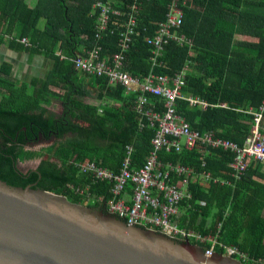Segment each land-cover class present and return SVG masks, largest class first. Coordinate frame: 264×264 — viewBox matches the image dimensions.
I'll list each match as a JSON object with an SVG mask.
<instances>
[{
    "label": "trees",
    "instance_id": "16d2710c",
    "mask_svg": "<svg viewBox=\"0 0 264 264\" xmlns=\"http://www.w3.org/2000/svg\"><path fill=\"white\" fill-rule=\"evenodd\" d=\"M32 1L0 0V44L8 41L13 50L40 54L52 61L47 77L32 83L13 81L9 63L0 65V137L4 140L0 141V180L9 186L25 188L35 182L33 188L64 196L71 203L98 208V204L86 203L67 187L83 189L90 185L88 177L73 164L94 162L117 173L127 146L133 147L132 164L136 168L144 164L152 150L155 128L146 118L140 128L142 118L134 109L137 94H125L119 85L109 86L107 78L78 73L67 60L84 56L97 45L103 47L102 57L120 50L118 40L124 31L120 27L125 18L110 15L109 29L98 34L102 6L122 15L129 13L133 5L138 8L136 36L125 52L128 74L142 80L151 72L167 76L182 73L183 95L227 105L203 111L177 100L175 112L193 129L214 132L242 144L253 121L246 111L264 106V0H183L179 5V35L191 45L170 43L159 59L161 65L153 70L145 40L154 37L158 25L165 20L170 0H36L34 7ZM117 28L118 32L112 34ZM24 38L27 44L21 42ZM242 39H251L254 44L243 43ZM80 75L88 79L86 84L85 79H78ZM89 89L102 101L98 107L84 103ZM148 98L150 103L159 101L154 96ZM52 99L61 100L63 111L58 117L46 119L47 110L42 105ZM25 127L31 136L42 132L46 139L53 136L59 141L41 152H26L8 138ZM69 134L72 136L66 138ZM25 142L20 140L21 145ZM204 151L199 147L180 153L162 151L159 161L229 180L233 154ZM36 159L43 160L36 174L24 175L15 167L17 161ZM263 167L251 162L235 190L213 183L192 184L191 209L180 207L179 228L215 236L251 260H264V187L253 180L255 176L264 179V173H260ZM109 189V184L99 183L91 186L90 192L107 200ZM199 202L202 204L197 205ZM190 243L202 249L208 247Z\"/></svg>",
    "mask_w": 264,
    "mask_h": 264
},
{
    "label": "built area",
    "instance_id": "2783aa9c",
    "mask_svg": "<svg viewBox=\"0 0 264 264\" xmlns=\"http://www.w3.org/2000/svg\"><path fill=\"white\" fill-rule=\"evenodd\" d=\"M170 2L165 20L158 25L154 37L145 40L150 49L149 59L152 70L161 65L159 59L170 43L178 46L191 45L189 40L179 35L182 24V12L179 5H182L183 0H170ZM101 6V4L97 5V7ZM101 8L102 13L97 19L98 34L109 29L112 20L110 15L125 18L120 27L124 29L123 33L120 32L118 40L120 50L112 56L102 57L103 47L97 45L87 50L84 56L76 55L67 60L72 62L74 70L78 73L87 77L107 78L109 86L119 85L124 89L125 94H137L134 109L142 118L140 128H143L145 118L150 127L155 128V134L151 140L152 150L144 164L136 168L132 164L133 147L127 146L117 173L99 167L95 163L73 164L80 174L88 177L90 185L83 189L67 187L82 199L98 204L107 213L115 214L128 221V224H136L164 233L177 241L198 242L208 246L204 249L207 251L205 257L208 259L214 255H223L242 264H264V260H251L236 248L219 242L215 236H203L194 231H187L179 228L177 224V219L181 215L180 207L186 205L191 209L193 197L190 186L192 184L213 183L234 189L236 183L245 176L251 162L264 166V126L262 125L264 106L259 107L257 111L253 108L246 111L253 116V121L249 134L242 144L218 137L214 132L202 133L193 129L189 122L175 112L177 100L189 102L190 106L203 111L211 108H227V105H215L199 97L183 95L181 93L182 73L167 76L151 72L142 80L128 74L125 71V52L136 36L138 8L133 5L126 15L114 11L109 6ZM116 32L118 28L111 31L112 34ZM21 42L27 44V39L24 38ZM148 96L158 98V103H150ZM196 147L205 151L223 150L232 153L229 175L231 180L214 178L206 171L198 173L189 167L159 161V154L162 151L180 153L184 149L192 150ZM202 168H206V163ZM99 183L110 185V197L107 200L102 195L96 196L90 192V187ZM201 204V202L197 203V205ZM217 249H220L221 253H217Z\"/></svg>",
    "mask_w": 264,
    "mask_h": 264
},
{
    "label": "water",
    "instance_id": "95a60500",
    "mask_svg": "<svg viewBox=\"0 0 264 264\" xmlns=\"http://www.w3.org/2000/svg\"><path fill=\"white\" fill-rule=\"evenodd\" d=\"M127 222L0 180V264H242Z\"/></svg>",
    "mask_w": 264,
    "mask_h": 264
},
{
    "label": "crops",
    "instance_id": "0c3cea01",
    "mask_svg": "<svg viewBox=\"0 0 264 264\" xmlns=\"http://www.w3.org/2000/svg\"><path fill=\"white\" fill-rule=\"evenodd\" d=\"M35 4H36V0H33L32 6L34 7ZM242 41H244L243 43L254 44L253 40H251V39H242ZM4 62L9 63V65L11 66V79H13V81L19 82V83H32L33 80H35V79H44L47 77L49 72L52 70V61L47 59L45 56H42L40 54H31L28 52L13 50L9 47L8 41H5V42H3V44H0V65L3 64ZM42 66H43V69H44V67H46V72L43 75H41ZM22 69L26 70L27 72L32 73L31 75H28V77H29V79L27 78L28 80L22 78V76L24 74ZM78 79L83 81V79H85V78H83L80 75V77ZM84 81L86 84V81H88V79H85ZM88 92H89V94L86 95V97H84V100H83L84 103L89 104V105H93V106H97V107L99 105H101L102 101L97 100L94 97L93 90L89 89ZM42 107L47 110V113L45 116L46 119H49V117H53V118L58 117L62 114V111H63L61 100H56V99L50 100V103L43 104ZM56 141H59V140H56ZM32 152H38V151H32ZM36 160H42V159H36ZM31 161H34V160H31ZM31 163H33V162H31ZM260 173H264V167L262 168V170H260ZM229 180H231V179H229ZM253 180L256 183H258L264 187V179H262L261 177L255 176L253 178ZM235 189H236V185L234 186V189L231 188V190H235ZM85 201H86V203H91L87 200H85ZM98 208H101V207H98ZM261 217L264 218V210L262 211Z\"/></svg>",
    "mask_w": 264,
    "mask_h": 264
},
{
    "label": "flooded vegetation",
    "instance_id": "af4514ba",
    "mask_svg": "<svg viewBox=\"0 0 264 264\" xmlns=\"http://www.w3.org/2000/svg\"><path fill=\"white\" fill-rule=\"evenodd\" d=\"M37 128H40V127L37 126ZM8 138L14 142L15 146H17L18 148H22L26 152H28V151L40 152L43 148H46V147L54 144L56 141L54 137H50L49 138L50 140L45 139V136H44V134H42V132H39L37 136H34V134H33V136H31V133L28 131V129L26 127L23 128L22 132H17L16 135L8 136ZM2 139L3 138L0 137V141H2ZM21 139L26 140V142L22 143V145L20 143ZM28 140H29V142H28ZM6 142H9V141H6ZM31 162H33V164H35L33 167L26 169V170L22 169L26 164H29ZM42 163H43V160H34V161H30V162L29 161H17L15 163V167L18 171H20L24 175H28L30 173L36 174V173H38ZM27 179L31 180L30 176ZM36 185H37V183L31 182L27 185V187L28 186L34 187Z\"/></svg>",
    "mask_w": 264,
    "mask_h": 264
},
{
    "label": "rangeland",
    "instance_id": "374dc122",
    "mask_svg": "<svg viewBox=\"0 0 264 264\" xmlns=\"http://www.w3.org/2000/svg\"><path fill=\"white\" fill-rule=\"evenodd\" d=\"M23 70V76H22V78H24V79H29V77H28V75H31L32 73L31 72H27L26 70H24V69H22ZM46 72V67H44V69H43V66H42V72H41V75H43L44 73ZM49 72V71H48ZM48 74V73H47ZM46 74V75H47ZM27 79V80H28ZM72 135H68V136H66V138H70ZM35 164H33V163H29V164H26L22 169L23 170H26V169H29V168H31V167H33ZM177 241V240H176ZM178 242H180V243H182V244H185L186 242L185 241H178Z\"/></svg>",
    "mask_w": 264,
    "mask_h": 264
},
{
    "label": "bare ground",
    "instance_id": "6f19581e",
    "mask_svg": "<svg viewBox=\"0 0 264 264\" xmlns=\"http://www.w3.org/2000/svg\"><path fill=\"white\" fill-rule=\"evenodd\" d=\"M161 233V232H160ZM164 234V233H163ZM165 235V234H164ZM166 236V235H165ZM168 237V236H167ZM170 238V237H169Z\"/></svg>",
    "mask_w": 264,
    "mask_h": 264
}]
</instances>
